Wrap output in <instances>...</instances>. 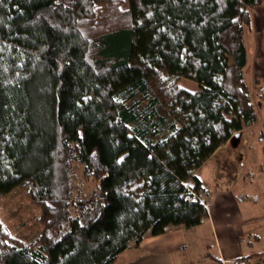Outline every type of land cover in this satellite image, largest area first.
Here are the masks:
<instances>
[{"label":"trees","instance_id":"1","mask_svg":"<svg viewBox=\"0 0 264 264\" xmlns=\"http://www.w3.org/2000/svg\"><path fill=\"white\" fill-rule=\"evenodd\" d=\"M262 1L0 0V196L28 182L43 227L25 241L0 218V264H114L209 217L197 170L258 120L245 26Z\"/></svg>","mask_w":264,"mask_h":264},{"label":"rangeland","instance_id":"2","mask_svg":"<svg viewBox=\"0 0 264 264\" xmlns=\"http://www.w3.org/2000/svg\"><path fill=\"white\" fill-rule=\"evenodd\" d=\"M179 84L193 86L185 76L180 77ZM262 95L259 96L261 100L253 97L258 120L248 130L249 143L225 147L198 170L208 199L201 197L205 202L208 200L214 210L216 227L215 234L208 223L191 230V239L195 243L190 251L194 254L200 253L205 239L211 241L214 249L219 239L227 259L232 263L236 257L264 247V108L260 106L264 105V93ZM242 165L245 172L239 174L241 180L236 179ZM81 176L79 172V184ZM85 183L88 189H92L95 181L86 179ZM28 186V182L22 183L0 196V218L6 229L25 241L37 238L43 229L38 221L41 210L29 198ZM261 256L264 259L262 254L244 260L255 261Z\"/></svg>","mask_w":264,"mask_h":264},{"label":"crops","instance_id":"3","mask_svg":"<svg viewBox=\"0 0 264 264\" xmlns=\"http://www.w3.org/2000/svg\"><path fill=\"white\" fill-rule=\"evenodd\" d=\"M245 44L247 50L245 79L250 86L252 96H255L257 100H261L259 96H263L262 94L264 93V0L261 4L253 8L251 20L245 26ZM187 80L189 83H192L191 85L193 86L185 85L183 87L192 91L200 88L197 81L190 78H187ZM195 83L197 86H195ZM260 106L262 109L264 108V105ZM253 125L254 123L252 125H245L240 136L235 138L234 141H229L221 145L211 157L216 156L219 151L227 146L247 144L250 134L248 130ZM241 172H245L243 165L240 167L238 173H236V179L241 180L242 176L239 175ZM190 183L192 184L193 180H190ZM204 189L205 187L203 185L201 196L206 197L207 195L204 193ZM206 199H208V197H206ZM206 202L209 217L198 225L210 224L215 234V213L208 204V200ZM196 226L186 227L184 224H169L166 226L165 231L160 234H153L149 230L145 233L141 241L137 242L135 239L131 240L128 247L119 254L114 264H213L220 256L225 257L229 263L233 264L227 259L225 249L223 245H221V242H219V239H217L216 249L211 247L210 240L205 239L202 241L200 253L194 254L190 251L195 243L191 239L190 232L197 228ZM256 236L259 235L257 234ZM263 249L264 247L258 250H250L246 254L261 251ZM212 254L218 256V258H213Z\"/></svg>","mask_w":264,"mask_h":264},{"label":"built area","instance_id":"4","mask_svg":"<svg viewBox=\"0 0 264 264\" xmlns=\"http://www.w3.org/2000/svg\"><path fill=\"white\" fill-rule=\"evenodd\" d=\"M202 200H203V199H202ZM203 201H204V200H203ZM204 202H205V201H204ZM205 204H206V206H207V203H206V202H205ZM213 264H231V263H229V262L225 259V257L220 256V258L217 259L216 261H214ZM244 264H264V259H262V256H261V257L257 258V260H255V261H248V262H246V263H244Z\"/></svg>","mask_w":264,"mask_h":264},{"label":"water","instance_id":"5","mask_svg":"<svg viewBox=\"0 0 264 264\" xmlns=\"http://www.w3.org/2000/svg\"><path fill=\"white\" fill-rule=\"evenodd\" d=\"M240 135H241V132H239L236 136H234V138H233L232 141H234V139L237 138V137L240 136Z\"/></svg>","mask_w":264,"mask_h":264}]
</instances>
